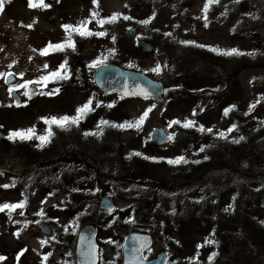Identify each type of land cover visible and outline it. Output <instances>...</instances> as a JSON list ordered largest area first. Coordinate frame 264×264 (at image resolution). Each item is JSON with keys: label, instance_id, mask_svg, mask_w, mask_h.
<instances>
[{"label": "rangeland", "instance_id": "rangeland-1", "mask_svg": "<svg viewBox=\"0 0 264 264\" xmlns=\"http://www.w3.org/2000/svg\"><path fill=\"white\" fill-rule=\"evenodd\" d=\"M31 2L38 6L11 0L0 13V205H23L0 211V264H74V236L86 223L97 227V264H120L123 238L139 225L154 238L146 259L164 251L167 264H264V235L253 238L246 220L264 202V175L256 178L264 171V0H218L207 13V0H43L48 8ZM113 14L115 22L99 23ZM66 24L105 35L81 37L66 31ZM129 27L136 28L135 38L126 34ZM137 37L151 43L153 52L138 48ZM69 40L74 48L41 54L50 42ZM231 49L240 54H223ZM97 59L162 81L163 102L103 96L91 83L89 65ZM64 61L68 79L58 85L41 80ZM157 65L159 73L152 71ZM6 71L24 85L16 90L17 104L2 82ZM89 100L93 110L78 126L64 130L44 122L73 116ZM152 105L139 128L111 126L138 120ZM187 120L194 126L185 128ZM30 127H51L55 142L35 152L26 140H5L11 131ZM155 127L189 136L158 146L150 139ZM179 156L188 162H167ZM102 195L114 200L110 215L98 211ZM228 204L233 218L225 211ZM73 213L81 221L71 226ZM166 214L175 219L168 238ZM44 225L50 236L42 233Z\"/></svg>", "mask_w": 264, "mask_h": 264}, {"label": "water", "instance_id": "water-1", "mask_svg": "<svg viewBox=\"0 0 264 264\" xmlns=\"http://www.w3.org/2000/svg\"><path fill=\"white\" fill-rule=\"evenodd\" d=\"M126 33L129 37H134L136 34V28L131 27L126 30ZM136 45L140 47L145 53H152L153 46L144 41L138 40ZM92 84L97 89V91L103 93L104 95H110L117 93L124 98H137L141 95L129 96L124 95L126 88L129 91H135L138 87L147 89L151 95L148 97L154 102L160 103L164 100L163 92L164 85L162 81L151 78L150 76L144 74L143 72L135 69H125L121 66H118L114 63L104 62L100 67L94 68L91 76ZM19 81L18 77L15 76L12 72L6 73L4 77V83L8 86H13ZM31 87L34 89L33 84ZM80 87L85 88V83L80 82ZM10 96L18 101V95L12 91ZM174 140L184 139L188 136L185 131H175L173 133ZM151 138L157 145H164L169 141V138L166 132L162 128H154L151 131ZM98 208L99 210L109 213L114 208L113 199L108 195H103L98 199ZM42 231L45 235L49 236V229L44 226ZM96 230L93 225L83 226L77 233L75 246H74V262L75 264H88L86 257L82 253L88 250L90 244L95 245V264L97 262V245L95 242ZM148 241V248L152 245V236L149 233L141 232H129L125 236L123 246L121 248L122 262L121 264H136L135 257L137 256L136 248L139 247V244L144 241ZM148 248L143 249V252ZM139 264H165V255L160 253L156 259L145 261L142 259L139 261Z\"/></svg>", "mask_w": 264, "mask_h": 264}, {"label": "snow or ice", "instance_id": "snow-or-ice-1", "mask_svg": "<svg viewBox=\"0 0 264 264\" xmlns=\"http://www.w3.org/2000/svg\"><path fill=\"white\" fill-rule=\"evenodd\" d=\"M8 2L10 3L11 0H0V12H3L4 11V6H5V3ZM218 2V0H207V3L205 4V7H204V11L205 13H207L208 11V7L210 4L212 3H216ZM238 2V0H237ZM93 3L94 4H98V0H93ZM29 4L31 7H37L38 5L36 4H33L31 2V0H29ZM40 5L43 6L44 8H48L50 7L49 4H45L43 3V0H40ZM93 15H98V13H93ZM117 15L118 14H113L111 17H109L106 21L105 20H100L99 23L101 25H103L104 23H112V22H115L117 20ZM125 20H128V19H131V17H128V16H124L123 17ZM205 20H207V16L205 15ZM150 22V20H144V21H141V23H144V24H148ZM29 27H31V25H29ZM62 27L67 31L69 29H72V31L74 32H77L81 37H85V36H91V35H97V36H104L105 33L104 32H97V33H92L91 31L87 30L86 27L80 25V26H76V27H73L72 25H62ZM205 27H207V24H205ZM69 35H71V33H69ZM167 35H170V33H168ZM113 40H115V37H113ZM183 43H193L191 41H184ZM201 47H204V45H200ZM66 47L68 48H74L75 47V44L74 42H72L71 40H69V42L67 44H64V43H58V44H51V42L49 43V45L43 49L41 51V54L42 55H46L49 51L50 48H54L56 51H63ZM213 51H217L216 49H212ZM110 51H114V50H110ZM225 55H232V54H240L238 52L237 49H231V50H228L227 52L223 53ZM102 64H104V59H97V60H94L90 65H89V68H97V67H100ZM66 65H67V61H64L63 63H61L58 67L57 70H54L52 72H50L49 75H46V76H43L41 77V80L44 81V82H47L49 81L50 79H68L69 76L67 75V69H66ZM48 66L45 65V68H47ZM129 67H133V65H129ZM61 70H64L63 74L61 72ZM152 71L156 72V73H159L161 71V68L159 65H157L154 69H152ZM28 83H31V81H29ZM21 87H24V85H21ZM25 95H28V93L26 92ZM124 95H129V96H136V95H141L143 96L145 99H147L151 93L148 92L147 89H144V88H140L138 87L135 91H129L127 90L126 88V91L124 93ZM123 98V96H122ZM92 105V100H89L88 102H86L85 104L81 105L80 107H78L76 109V114L73 115V116H68V115H64L62 117H51V118H43L44 119V122L46 124H48L49 126L51 125H56L57 127L61 128V129H64V130H67L70 126L72 125H79L80 123V120L83 116H85L87 113L91 112L93 109L91 107ZM99 106V105H97ZM114 105L113 104H109L108 107H113ZM155 105H152L149 109L145 110L142 115L139 117L138 120L134 121V122H125V123H122V124H112L111 126L113 127H118V128H139L142 123L144 122V120L148 117L149 115V112L152 110V108H154ZM230 107H234V106H230ZM251 107L253 106H250V109ZM229 112V109H225L224 111V114L227 115ZM100 125H109L110 122L107 121V120H101L100 122ZM172 123L174 124H180L181 122L179 120H175L173 121ZM183 126L185 128H189V127H192L194 126V121L192 120H187L183 123ZM2 127V126H0ZM99 127V125H98ZM236 128V125H233L231 128H229L227 131L228 132H231L233 131L234 129ZM200 130L201 131H204L205 129L203 128V126H200ZM207 131L211 132L212 129H207ZM35 134V129L34 128H29V129H20V130H13L11 131L8 136H7V139L10 140V141H15L16 139H19L21 141H25V140H31L33 138V135ZM85 136L87 135H97V133H93V132H85L84 133ZM220 137L221 138H224L226 139L227 137L225 136V133L224 132H221L219 133ZM53 136V131L51 130V127L48 128V130L46 131V134L45 135H40L38 136L37 138L40 140L41 142V145L45 144V143H48L50 142V138ZM244 137L241 136L239 138V140H235L234 143H239L240 140H243ZM41 145H38L41 146ZM203 147L201 148V151H203ZM134 155L136 156H141L142 153H139V152H136L134 153ZM144 159H149V160H157L158 158L156 157H148V156H144L143 157ZM205 159H208V157L206 156ZM169 164H180V163H187L188 161L185 159V157L183 156H179V157H176L175 159H169L167 161ZM196 163H199V161H195ZM3 187H8V185H3ZM23 205L22 204H3V205H0V211H4L5 209H15L17 207H22ZM232 206L229 205L227 208H225V211H229V209L231 208ZM201 247L200 245H198V248ZM145 248H148V241L147 240H144L142 241L140 244H139V247L136 248V253H137V256L135 257V262L136 264H139V261H141L143 259V256H142V251L143 249ZM148 250L150 251L151 249L148 248ZM23 253H21L22 255ZM50 255V254H49ZM82 255H84L86 257V260L88 261V264H95V258H96V253H95V245L94 244H90L89 247H88V250L84 253H82ZM216 255V253H212L210 256H209V261H211L213 259V257ZM19 258V257H18ZM5 257L3 256H0V261L4 260ZM45 259H47V256L45 257Z\"/></svg>", "mask_w": 264, "mask_h": 264}, {"label": "trees", "instance_id": "trees-1", "mask_svg": "<svg viewBox=\"0 0 264 264\" xmlns=\"http://www.w3.org/2000/svg\"><path fill=\"white\" fill-rule=\"evenodd\" d=\"M67 68H68V65H66V69ZM61 72H64V70H61ZM63 82H64V79H55V80L49 81L48 83L49 84L58 85V84L63 83ZM60 86H61V89L65 88V86L63 84L60 85ZM60 86H59V88H60ZM30 128H34V127H30ZM34 129H35V134L33 135V138L31 140H26V144H28L35 152H37L38 148L40 150L41 149L43 150V151L41 150V152H44L45 150H47L49 148V146L51 145L52 142L53 143L55 142V140H56L55 139L56 138L55 131H53V129H52L53 136L50 138V142L41 145V142H40V140L37 137L40 136V135H45L46 131L43 128H41V127H38V129H36V128H34ZM7 136L8 135L5 136L6 137L5 140L7 139ZM37 141H39L40 143L39 144L36 143ZM38 145H41V146L38 147ZM239 146L242 147L243 145H239ZM76 161L78 162V159H76ZM259 163H260L259 166L264 167V161H260ZM263 175H264V171L262 173H256V176H257L256 178H261ZM153 182H154V180H152V181L146 180L144 183L145 184H149L150 183L151 185H153ZM156 185H159V184L157 183ZM169 186H171V184L168 185V187ZM218 200H219L218 204L223 206L224 202L221 203V201H223V199H218ZM228 205H230V204H228ZM256 205L257 206H255L253 208L251 215H248V219H246L248 221L250 233L253 236V238H255V239H256V237L258 235H264V202L261 204V205H263L262 208L260 207L261 205L260 206L258 204H256ZM128 212H129V209H128ZM227 212H229L228 218L229 217L230 218L234 217V214H233L234 208L231 207V209H229V211H227ZM245 212H248L247 209H245ZM69 215L71 216V218H73V221L75 222V223H71V224H79L80 223L81 220L78 217L77 213H73V214H69ZM168 215L169 214H166V215L163 216V219L165 221H167V223L165 225V228H166L165 229V236H166V233L173 232V228H172L173 226H171V224L173 225V222L175 220L174 218H173V220L168 219ZM242 225H243V227L245 226V224H242ZM232 226H234V225H232ZM71 229H73V228L71 227ZM146 229L147 228L139 225L137 228H132L131 230H139V231L145 232ZM242 231H243V229H242ZM148 232H150V230Z\"/></svg>", "mask_w": 264, "mask_h": 264}]
</instances>
